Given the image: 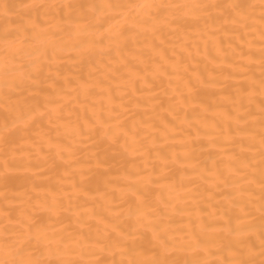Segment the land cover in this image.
I'll use <instances>...</instances> for the list:
<instances>
[{
	"label": "bare ground",
	"instance_id": "obj_1",
	"mask_svg": "<svg viewBox=\"0 0 264 264\" xmlns=\"http://www.w3.org/2000/svg\"><path fill=\"white\" fill-rule=\"evenodd\" d=\"M0 264H264V0H0Z\"/></svg>",
	"mask_w": 264,
	"mask_h": 264
}]
</instances>
